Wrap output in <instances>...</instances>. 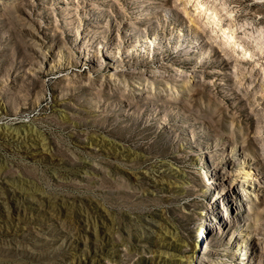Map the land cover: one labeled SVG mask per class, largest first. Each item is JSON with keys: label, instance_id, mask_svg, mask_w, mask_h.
Segmentation results:
<instances>
[{"label": "rangeland", "instance_id": "1", "mask_svg": "<svg viewBox=\"0 0 264 264\" xmlns=\"http://www.w3.org/2000/svg\"><path fill=\"white\" fill-rule=\"evenodd\" d=\"M0 264H264V0H0Z\"/></svg>", "mask_w": 264, "mask_h": 264}, {"label": "bare ground", "instance_id": "2", "mask_svg": "<svg viewBox=\"0 0 264 264\" xmlns=\"http://www.w3.org/2000/svg\"><path fill=\"white\" fill-rule=\"evenodd\" d=\"M194 3H198L199 2V0H192ZM187 4V3H186ZM194 5V4H193ZM189 13V12H188ZM189 15H190V13H189ZM192 15V14H191ZM191 19H192V17H190ZM239 172H241V173H244L245 175V177H248L249 175V172H247V171H245V170H243V169H240L239 170ZM237 179H242V178H237Z\"/></svg>", "mask_w": 264, "mask_h": 264}]
</instances>
